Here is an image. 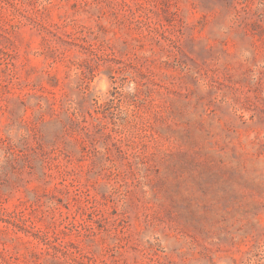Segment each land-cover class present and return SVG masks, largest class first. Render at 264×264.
Instances as JSON below:
<instances>
[{
    "label": "rangeland",
    "instance_id": "rangeland-1",
    "mask_svg": "<svg viewBox=\"0 0 264 264\" xmlns=\"http://www.w3.org/2000/svg\"><path fill=\"white\" fill-rule=\"evenodd\" d=\"M0 264H264V0H0Z\"/></svg>",
    "mask_w": 264,
    "mask_h": 264
}]
</instances>
